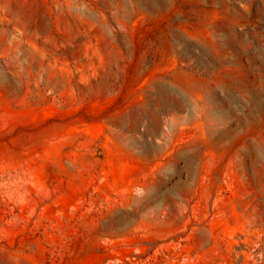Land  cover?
I'll list each match as a JSON object with an SVG mask.
<instances>
[{"label": "rangeland", "instance_id": "rangeland-1", "mask_svg": "<svg viewBox=\"0 0 264 264\" xmlns=\"http://www.w3.org/2000/svg\"><path fill=\"white\" fill-rule=\"evenodd\" d=\"M0 264H264V0H0Z\"/></svg>", "mask_w": 264, "mask_h": 264}, {"label": "bare ground", "instance_id": "bare-ground-1", "mask_svg": "<svg viewBox=\"0 0 264 264\" xmlns=\"http://www.w3.org/2000/svg\"><path fill=\"white\" fill-rule=\"evenodd\" d=\"M138 2V1H137ZM162 2V1H161ZM234 96V95H233ZM229 98V97H228ZM234 100V99H233ZM224 103V102H223ZM215 104H216V101H215ZM224 105V104H223ZM224 110V109H223ZM223 135H225V134H223Z\"/></svg>", "mask_w": 264, "mask_h": 264}]
</instances>
